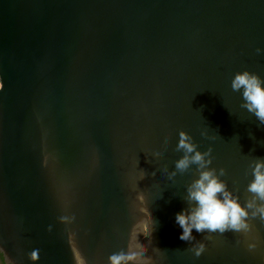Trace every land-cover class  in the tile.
Here are the masks:
<instances>
[{"label": "water", "instance_id": "water-1", "mask_svg": "<svg viewBox=\"0 0 264 264\" xmlns=\"http://www.w3.org/2000/svg\"><path fill=\"white\" fill-rule=\"evenodd\" d=\"M245 70L264 80V0H0L2 263L264 264L259 218L193 231L195 257L174 222L194 176L160 171L184 131L250 198L264 125L230 87Z\"/></svg>", "mask_w": 264, "mask_h": 264}, {"label": "clouds", "instance_id": "clouds-1", "mask_svg": "<svg viewBox=\"0 0 264 264\" xmlns=\"http://www.w3.org/2000/svg\"><path fill=\"white\" fill-rule=\"evenodd\" d=\"M259 54L261 49L256 50ZM230 87L233 92L239 93L242 103L240 107L253 115L259 124L264 125V80L255 73L247 70L234 74ZM201 136L209 138L207 131L201 132ZM161 150H157L156 156ZM176 151L182 153L174 162V169L169 171L167 167L160 169L166 175L167 180L175 182L178 174L191 173L194 179L185 186V200L187 207L175 215V224L181 229L179 239L191 245L189 249L195 257H200L206 245L203 240H196V233L223 235L226 232L249 234L252 231L251 220L259 218L264 221V159L255 158L249 164L252 179L247 185L246 191L250 198L241 204L237 195L229 189L225 180V169L211 167L213 162L212 148L200 151L199 146L186 132L178 134ZM138 165V160L136 161ZM140 179L143 180L146 173L140 170ZM155 175V172L152 173ZM150 216V213L148 212ZM151 218V216H150ZM62 220L66 219L64 217ZM151 236V233L149 234ZM257 244L254 240L247 243L249 251L255 250ZM134 254L114 252L108 257V264H128ZM36 253H32V259Z\"/></svg>", "mask_w": 264, "mask_h": 264}, {"label": "trees", "instance_id": "trees-1", "mask_svg": "<svg viewBox=\"0 0 264 264\" xmlns=\"http://www.w3.org/2000/svg\"><path fill=\"white\" fill-rule=\"evenodd\" d=\"M0 261H1V263H2V257H1V255H0ZM3 264V263H2Z\"/></svg>", "mask_w": 264, "mask_h": 264}, {"label": "flooded vegetation", "instance_id": "flooded-vegetation-1", "mask_svg": "<svg viewBox=\"0 0 264 264\" xmlns=\"http://www.w3.org/2000/svg\"><path fill=\"white\" fill-rule=\"evenodd\" d=\"M0 264H2L1 261H0Z\"/></svg>", "mask_w": 264, "mask_h": 264}]
</instances>
